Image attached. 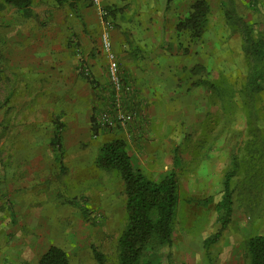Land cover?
I'll return each instance as SVG.
<instances>
[{"label":"rangeland","instance_id":"1","mask_svg":"<svg viewBox=\"0 0 264 264\" xmlns=\"http://www.w3.org/2000/svg\"><path fill=\"white\" fill-rule=\"evenodd\" d=\"M202 1L208 17L197 77L221 89L243 90L252 63L245 49L252 45L245 43L241 26L245 0ZM189 3L194 2L172 8L174 15L181 10L180 21L191 12ZM76 4L77 15L67 3L33 0V15L27 18L0 0V155L10 153L0 157V168L4 172L9 168L11 180H18L23 155L27 167L23 189L15 190L17 182H11L13 190H0L2 210L7 208L4 213L10 211L12 216L0 223V264H38L51 245L66 253L68 264H98L95 252L103 264H119L116 241L126 220L123 183L115 171L98 168L95 159L103 143L121 139V131H92L94 115L108 106L102 97L111 96L100 34L102 22L110 21L112 42L113 13L105 8L102 19L97 10L85 13L92 6L89 0ZM257 18L261 24L251 31L264 44L262 9ZM252 37L249 45L255 42ZM189 45L193 51L194 44ZM203 83L202 89L191 90L176 102L177 110L187 109V117L201 113L202 120L167 147L170 164L164 161L166 154L160 162L149 158L148 151H137L128 138L122 139L133 168L145 177L157 181L170 172L176 174L172 246L161 251L160 264H249L246 242L264 236V186L255 188L248 176L264 166L241 164L231 185L232 213L221 229L215 205L223 194L224 175L231 171L234 158L249 160L250 136L244 115L236 113L225 123L219 101L210 102ZM258 99L264 116V90ZM261 125L264 129V121ZM19 195L20 201L11 204Z\"/></svg>","mask_w":264,"mask_h":264},{"label":"trees","instance_id":"2","mask_svg":"<svg viewBox=\"0 0 264 264\" xmlns=\"http://www.w3.org/2000/svg\"><path fill=\"white\" fill-rule=\"evenodd\" d=\"M32 1L2 0L3 4L20 11L27 18L33 15ZM54 1L60 6L67 3L76 15L79 13L77 0ZM207 15V4L204 1H196L192 4L191 12L178 22L176 29L187 30L189 33L187 42L191 43L190 45L194 44V38H199L204 32ZM82 27H85L83 23ZM244 30L247 36L245 43L248 46L252 45L251 50L245 47L252 63L243 90L221 89L218 84L209 81L204 84L202 79L197 77L202 70L199 63L191 64L183 72L185 79L191 81L194 87L202 86V83L207 86L209 100L210 102L215 99L219 101L221 116L225 123H229L236 113L246 118V133L250 136V140L246 143V150L250 156L247 162H237L234 158L231 171L224 175L223 194L215 205L216 212L220 214L218 220L221 221V229L225 228L232 213V180L240 175L242 165L249 162L252 168L257 164L264 166V129L261 125L264 116H260L261 106H258L260 102L258 96L264 90L261 89L264 82V63L262 62L264 61V44L252 33L251 28L247 27ZM249 36H253L255 40L250 45ZM190 47L187 44L183 52L187 53ZM228 117L231 119L227 120ZM92 131L94 133V129ZM97 153L96 166L105 171H115L123 183L126 220L116 241L118 263L160 264L161 251L172 246L178 205L176 174L170 172L157 181L145 177L139 170L133 168L126 150V143L122 138L103 143ZM248 177L250 184L256 185L255 188L264 186V168L251 171ZM245 254L249 264H264V236L251 237L245 244ZM94 256L98 264H103L104 259L100 254L95 252ZM38 264H68V259L61 248L51 245L40 255Z\"/></svg>","mask_w":264,"mask_h":264},{"label":"crops","instance_id":"3","mask_svg":"<svg viewBox=\"0 0 264 264\" xmlns=\"http://www.w3.org/2000/svg\"><path fill=\"white\" fill-rule=\"evenodd\" d=\"M188 1L102 0L104 8L113 13L115 27L111 32L112 45L118 56L122 77L134 86L138 94L136 97L143 104L141 115L143 119L139 123L133 124L127 132L121 131V138H128L129 143L135 145L137 151L143 153L148 151L152 153L148 155L149 158H159L160 162L166 154L164 159L166 165L170 164L168 162V153L170 152L167 147L172 141L175 142L178 137L184 135L192 125L201 124L202 120L199 118L201 113H196L195 117L191 119V116L187 117L188 114L185 112L187 109L182 112L176 108V102L181 97L184 98L191 90L202 89L200 86L194 87L191 81L186 80L183 72L191 64L200 63L203 34H201L200 39L194 38L193 51L189 49V52H183L186 45L191 43L187 42V30L178 31L176 29L181 19V16L179 17L181 10L178 9L177 15H174L173 11L175 10H172L176 6L178 8L180 5L185 6ZM196 1L202 0H192V2ZM259 1H244L246 11L241 17L243 29L247 27L252 29L255 25L261 24L257 14L261 13V9L264 13V2H261L260 5ZM166 4H169L171 9H167ZM189 4L192 5V3ZM136 8H139L138 13ZM94 10H96L95 7L89 6L85 9V13L88 15ZM138 16L139 23H135ZM225 39L224 36L221 41L223 42ZM227 40L228 43L230 39ZM262 62L264 63V61ZM261 89H264V82ZM0 157L8 158L10 153L5 151ZM20 160H22V167H19L18 170V180H11L12 173L9 168L6 172L0 168V190H13V183L15 182H17L15 190L23 189L24 184L21 183V179L24 178L23 180H25L27 175L25 155L20 157ZM11 184L13 185L11 186ZM10 195L12 197V194ZM12 198L11 201L14 200V197ZM17 199L11 204L18 203L21 195ZM3 200L2 198L0 202V223L6 222L12 217L10 211L8 214L4 213L7 208L2 210V207L5 206Z\"/></svg>","mask_w":264,"mask_h":264},{"label":"built area","instance_id":"4","mask_svg":"<svg viewBox=\"0 0 264 264\" xmlns=\"http://www.w3.org/2000/svg\"><path fill=\"white\" fill-rule=\"evenodd\" d=\"M89 2L95 7L98 15L105 19L107 13L101 1L89 0ZM102 25L100 47L106 61V80L111 96L110 99L102 97L101 102L104 104L108 102V106L94 115L92 128L94 134L117 130L127 132L133 124L142 119L143 104L138 101L134 87L122 77L110 38V21L106 20Z\"/></svg>","mask_w":264,"mask_h":264}]
</instances>
